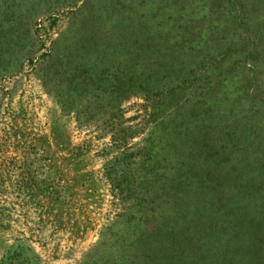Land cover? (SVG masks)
<instances>
[{
  "label": "rangeland",
  "instance_id": "rangeland-1",
  "mask_svg": "<svg viewBox=\"0 0 264 264\" xmlns=\"http://www.w3.org/2000/svg\"><path fill=\"white\" fill-rule=\"evenodd\" d=\"M0 264H264V0H0Z\"/></svg>",
  "mask_w": 264,
  "mask_h": 264
},
{
  "label": "trees",
  "instance_id": "trees-1",
  "mask_svg": "<svg viewBox=\"0 0 264 264\" xmlns=\"http://www.w3.org/2000/svg\"><path fill=\"white\" fill-rule=\"evenodd\" d=\"M11 260H12V261L15 260V257H11V258H10V261H11Z\"/></svg>",
  "mask_w": 264,
  "mask_h": 264
}]
</instances>
